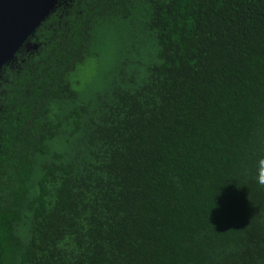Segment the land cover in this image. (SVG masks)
<instances>
[{"label":"trees","instance_id":"16d2710c","mask_svg":"<svg viewBox=\"0 0 264 264\" xmlns=\"http://www.w3.org/2000/svg\"><path fill=\"white\" fill-rule=\"evenodd\" d=\"M0 69V264H264V0H58Z\"/></svg>","mask_w":264,"mask_h":264},{"label":"water","instance_id":"95a60500","mask_svg":"<svg viewBox=\"0 0 264 264\" xmlns=\"http://www.w3.org/2000/svg\"><path fill=\"white\" fill-rule=\"evenodd\" d=\"M58 0H0V69L28 41Z\"/></svg>","mask_w":264,"mask_h":264},{"label":"clouds","instance_id":"9594fccd","mask_svg":"<svg viewBox=\"0 0 264 264\" xmlns=\"http://www.w3.org/2000/svg\"><path fill=\"white\" fill-rule=\"evenodd\" d=\"M254 179L257 185L264 189V154L259 155L254 161Z\"/></svg>","mask_w":264,"mask_h":264}]
</instances>
